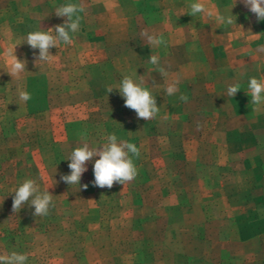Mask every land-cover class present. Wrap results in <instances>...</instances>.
<instances>
[{
	"label": "rangeland",
	"instance_id": "374dc122",
	"mask_svg": "<svg viewBox=\"0 0 264 264\" xmlns=\"http://www.w3.org/2000/svg\"><path fill=\"white\" fill-rule=\"evenodd\" d=\"M27 6V0H0V14L15 17L9 20L13 35L36 33L33 23L20 19L25 17ZM77 33L67 32L62 38L73 39ZM108 39L113 43L114 38ZM31 45L35 43L31 41ZM43 54L27 55L35 56L28 58L34 74L28 83L0 84V264L177 263L168 257L160 261L157 256L169 240L183 234L179 224L185 220L169 215L167 201L206 199L207 221L194 225L193 233L205 238L217 232L226 236L218 226L222 229L226 225L222 218L227 214L228 194L234 198L228 209L235 213L249 210L248 218L255 227L235 223L228 233L233 244H202L201 253L228 255L231 247L241 252L245 245L238 241L247 238V258L233 257L230 261L226 257L223 264L263 263L254 255L258 247L254 239L262 233L258 221L264 217L260 205L264 197L259 201L243 195L244 177L237 176L235 185H224L223 198L211 201L203 196L199 182L189 178L195 171L207 179L229 173L231 169L215 164L226 152L214 143L225 141L229 151L239 152L254 142L264 143V131H217L211 125L213 117H209L205 120L209 126L203 131L182 137L180 125L175 123L179 119L171 118L163 100L148 102L143 91L136 92L133 100L129 86H124L123 100L111 95L107 101L90 102L87 90L97 88V79L91 75L92 85L84 83L82 67L74 75L77 83L71 86L72 102H56L60 105L55 104L48 116L36 115L47 106L49 89L41 78L45 68H37L42 61L51 60ZM55 76L64 79L65 75L55 71ZM57 82L50 94L67 88ZM24 90L27 101L22 108ZM148 110L157 115L148 117ZM246 124L259 126L257 118ZM198 142L202 144L196 148ZM243 158L236 161V169H254V179L262 175L263 150L254 160ZM204 183L209 186L211 181ZM254 206L257 208H250ZM151 219L157 221L156 230ZM203 263L207 261L199 262Z\"/></svg>",
	"mask_w": 264,
	"mask_h": 264
},
{
	"label": "crops",
	"instance_id": "0c3cea01",
	"mask_svg": "<svg viewBox=\"0 0 264 264\" xmlns=\"http://www.w3.org/2000/svg\"><path fill=\"white\" fill-rule=\"evenodd\" d=\"M27 4L25 17L20 19L33 23L35 34L13 35L9 20L15 17L0 14V84L28 83L34 77L33 64L27 63L28 58L35 56L27 55L48 54L51 60L44 57L45 63L36 64L40 66L38 70L45 68L41 78L49 86L45 94L47 106L36 115L48 116L60 105L56 102H72L71 86L77 83L74 75L82 67L84 83L89 81V86L92 85L91 75L97 79V88L87 90L90 102L101 103L111 95L123 100L124 86H129L133 100L136 92L143 91L148 102L163 100L171 118L179 119L175 123L180 125L182 137L190 138L193 133L203 131L204 126H209L205 121L209 117H213L211 125L217 131L238 130L249 134L264 131V0H27ZM113 26H116L114 30ZM67 32L79 33L73 39H63ZM110 36L114 38L113 43L108 39ZM120 37L125 38L121 41ZM31 41L35 45H31ZM56 61L59 64H55ZM55 65L57 68H53ZM55 71L65 75L64 79L57 78ZM57 81L67 88L50 94L51 88L58 85ZM26 94L24 90V96L19 95L24 100L19 105L22 108L26 105ZM156 115L154 110L147 111L148 117ZM252 118H257L258 127L246 124ZM201 144L198 142L195 147ZM214 145L226 152L225 158L215 159V164L231 171L209 179L195 171L189 179L199 182L203 196L215 201L224 197V185H235L236 177L241 176L244 177L241 193L260 201L264 197V169L262 175L254 179L251 175L254 169L242 167L239 170L240 167L235 166L242 157L254 160L264 151V143L254 142L239 152L229 151L231 147L225 141ZM194 163L198 164L196 160ZM204 180L211 184L208 186ZM228 195L230 208L234 198ZM205 201L202 198L185 203L174 198L167 201L165 208L169 215L185 220L179 226L186 235L162 246L157 251L160 261L168 257L170 262H177L173 264L201 261L223 264L226 257L228 260L247 258V238L238 241L245 245L241 252L231 247L228 255L201 253L202 244L226 245L224 241L233 244L228 233L235 223L255 227L248 218L249 210L235 213L227 208L222 218L225 228L218 226L226 236L217 232L205 238L193 233L194 225L207 221ZM260 205L264 208V201ZM255 206L250 208H257ZM258 222L262 233L254 239L258 245L254 255L264 264V217ZM150 223L156 230L157 221ZM167 251H171L170 254Z\"/></svg>",
	"mask_w": 264,
	"mask_h": 264
}]
</instances>
